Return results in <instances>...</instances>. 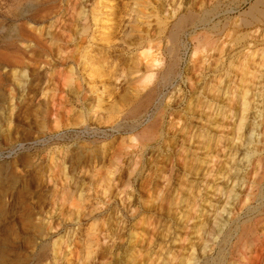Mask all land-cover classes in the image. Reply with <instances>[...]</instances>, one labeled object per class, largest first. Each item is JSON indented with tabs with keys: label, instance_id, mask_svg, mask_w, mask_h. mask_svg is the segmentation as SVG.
Masks as SVG:
<instances>
[{
	"label": "rangeland",
	"instance_id": "obj_1",
	"mask_svg": "<svg viewBox=\"0 0 264 264\" xmlns=\"http://www.w3.org/2000/svg\"><path fill=\"white\" fill-rule=\"evenodd\" d=\"M132 1L0 0V264H91L82 252L91 231L107 234L108 245L112 239L122 240L118 251L124 255L147 234L138 224L149 216L152 223L146 232H156L155 237L152 233L144 235L147 243L138 246L142 253H151L152 261L141 256L136 262L178 264L179 259L190 256L192 263V258L201 260L215 254L211 249L221 238L220 232L233 225V236H238L235 227L245 221L249 207L253 222L259 221L252 228L251 241L244 248L232 236L223 251L227 256L223 264H264V180L257 199H251L258 159L264 158V20L242 25L239 17L256 0L244 4L242 0H222L219 14L207 26L209 30L218 23L207 38L215 42L213 48L206 40L205 49L194 56V43L181 50L180 77L163 91L162 100L172 105L182 95V105L172 109V116H165L164 128L171 123L175 127L163 134V145L146 146L144 167L134 166L141 146L134 138L137 131L127 130L125 124L129 122L121 119L127 88L119 76L121 66L130 63L124 62L128 57L124 60L122 53L117 54L115 67L107 64L96 68L93 62L102 52V34L121 47L138 37L139 31H157L154 14L162 0H138L135 5ZM180 1L215 2L169 3ZM107 2L113 14L107 11ZM239 4V9L230 11ZM100 11L108 15L103 21L100 14L94 15ZM190 84L191 91L198 92L194 96L188 89ZM213 88L220 92L219 111L214 105L210 110L216 126L207 125L206 119L196 114L192 122L178 121L185 105L192 106V99L197 97L206 102L205 94L210 96ZM242 103L248 107L244 113ZM242 115L245 122L236 131ZM201 124L206 125L202 135L219 138L216 152H204L196 140L187 141L192 136L197 138ZM235 131L239 139L232 141ZM173 132L177 142L172 145ZM167 142L171 147L167 148ZM184 148H190V155L198 149L196 154L205 156L191 181L181 167ZM168 156L175 162L173 169L171 164H161ZM220 166L226 172L224 179L216 180ZM180 179L193 191L186 210L184 203L181 210L177 208ZM161 187L167 189L163 192L167 196L164 206L175 207L171 216L146 213L125 221L126 205L136 202L141 206L143 201L154 199ZM105 207L106 214L98 215ZM109 222L114 225L109 229L122 224L119 235L116 230L109 234ZM102 237L99 235V243ZM92 262L99 264L100 259Z\"/></svg>",
	"mask_w": 264,
	"mask_h": 264
},
{
	"label": "bare ground",
	"instance_id": "obj_2",
	"mask_svg": "<svg viewBox=\"0 0 264 264\" xmlns=\"http://www.w3.org/2000/svg\"><path fill=\"white\" fill-rule=\"evenodd\" d=\"M137 1L138 0H133L132 3L135 5L136 3H139ZM213 1H215L214 2L215 6H214V4L207 5L204 2H200L198 4H197V2H196V4L195 3L187 4V2L182 3V1H180L178 3L175 2V4L172 5L171 3H169V0H162L161 6L159 7V9H156L157 12L154 14L156 17L155 24L157 26V31H155L154 34L153 33L152 34H149V33L148 34H145V33L141 34V31H139L140 35L138 37H136L132 42L124 44V46H121V47H120V44L116 45V42L114 41V39L112 40L108 36H106V35L104 36V34H102V37L104 38L102 41L103 46L101 47L102 52L99 55L97 54L96 58L93 60V62L96 64L95 65L93 63L95 65V67L98 68L100 66H104L107 64L113 65V67H115L117 65V62L119 61V59H117V57H118L117 54H120V53H122L124 60H125V58L128 57V60H126V61L123 60L125 62V64L127 61H128V63L130 62L129 64L121 66L119 77H122L124 84L127 88V92L124 94V97L122 98L123 99L122 103H123V107H125V111L123 113V118H121V119H124L126 121V123L129 122V124H125V128L127 130H130L131 132L137 131V134L135 135L134 138H136L135 141L139 140V142L141 144V146L139 147V149L136 151V154H135V159H136V161L134 162L135 167L136 166L144 167L143 166L144 165L143 155H144V152L146 150V146H150V144L157 145L159 143H161V145H163V142L165 141L164 138L161 140V138L163 137V134H165V132L169 131V129H173L174 124L172 126V123L168 125V128H164L163 121H164L167 113L169 114V116H172L173 115L172 109L177 108V107L182 105V99H181L182 95H180L178 102H174L172 105H168V103L163 104L162 94H163V91L165 89H168L169 87L173 86L174 83L178 82V79L180 77V73L178 72V66H180L179 62H180V58H181L180 57L181 52H182L181 50L183 49L186 51L188 44L194 43L195 45H194L193 54H192L194 56L199 50L205 49L204 47L206 44V40L208 37H210L209 31L215 30L217 28L218 23H214L213 26L210 27L209 30H207V26L210 24V22H213V19H215L217 17V15L219 14V10H218L219 6L218 5L222 0H213ZM213 1H211V3ZM246 1L247 0H242V4H244ZM99 3H101V2H99ZM140 3H141V1H140ZM142 3H143V0H142ZM129 4H131V3H129ZM240 6H241V4L236 5L235 8H233V9L230 8V11L233 12L235 9L236 10L239 9ZM106 7L108 8L107 11L111 12V14H113L112 13L113 11H112L109 3L106 5ZM228 11L229 10H227L226 12H228ZM158 13H161L162 17L158 16L157 15ZM99 14L102 18L101 19L102 21L104 19H106L108 16L105 12H102V11L98 12V14H96V12H94V15H99ZM117 15H119L118 12H117ZM117 15H115V16L117 17ZM239 17L241 20L240 22H242V25H248V24L252 25L254 22L263 21L264 20V0H256L254 3L250 4L245 11L239 13ZM115 20H117V19H115ZM97 21H99V20H97ZM234 23H235V21H234ZM147 24H149V23L147 22ZM225 26H226V24L223 25L222 27L224 28ZM118 27H116V28H117V30L120 31V29H118ZM152 29H153V27H152ZM198 30H201V32L196 33V31H198ZM114 31H115V29H114ZM153 31H151V32H153ZM118 33H120V32H118ZM116 35H117V33H116ZM186 35H187V38L185 40L184 38L186 37ZM124 39H126V38H123V40ZM124 41H126V40H124ZM209 42L211 44L210 46L213 48L215 42L212 40H209V41L207 40L208 44H209ZM98 45H100V44H98ZM219 50H220V53H222L224 51L223 48H220ZM225 51H226V49H225ZM121 64H123V62ZM118 67H120V66H118ZM111 68H112V66H111ZM87 69H89V68H87ZM101 69H103V68H101ZM116 80H117V78L114 79V81H116ZM187 81L191 82V79L187 78ZM106 88L107 87H105V89ZM177 89H176L177 90L176 92L180 93V88H177ZM188 89H189L190 93L192 94V96H194V94L198 93L197 91H195V89L193 91H191V89H193L192 84H190ZM213 89H214V91H212V94L210 96H207V94L204 93L206 102L205 101L201 102L200 98L197 97V100L192 99L193 100L192 106L190 104L185 105L184 109L182 110V112H183L182 116L181 115L178 116V114H175L176 116H178L177 117L178 121L181 119H184V122H186V121L192 122V120L196 119V116H199L200 119H206L205 122H207V125L211 126L213 124L216 126L217 123H216V121H214L215 117L212 115V112H210V110H211V107L214 105L213 107L216 108V111H219L220 100H219L218 96H219L220 92H218V90L215 88H213ZM208 92H211V91L208 90ZM10 94H11V91H10ZM11 96H13V95L11 94ZM98 102H100V100H98ZM198 104L200 105L201 110L199 111V109H198V112H197L196 107ZM228 104H231V102ZM167 108L171 109L170 112H168L169 110H167ZM247 109H248L247 105L242 103L241 109H240L241 112L244 113L247 111ZM207 111H209V112L207 113ZM195 114H196V116H195ZM169 116L166 118L168 119ZM143 119L144 120L147 119L146 123L142 122ZM216 119H217V117H216ZM170 122H172V119ZM244 122H245V117L242 115L241 118L239 119V123L236 124V131H239L242 129V127H241L242 125H240V124H243ZM182 126H184V125H182ZM186 126H188V125H186ZM205 126H206L205 124L200 126L199 134H198L196 139H193L194 136H192L189 139L187 138L188 139L187 141L190 142L191 139L193 141L196 140L197 143H200V146H197L198 149H201L204 152H206V151L216 152L215 145L219 141V138L216 139L217 138L216 136L212 137V135L209 136V134L202 135L201 132L203 131ZM186 128H188V127H186ZM187 131L188 130L186 129V133H187ZM236 131L233 134L234 137H232L233 138V139H231L232 141L233 140L237 141L239 139L236 136ZM172 136L174 138L170 141L173 142L172 143V145H173V144H176V142H177V138H176L177 136L175 135V132L172 133ZM185 137L186 136H184V138ZM170 141H169V143H170ZM169 143L167 144V148L171 147V145ZM234 146H236V145H234ZM189 149L190 148L182 150L184 152H182L183 159L181 161L182 162L181 167L183 170V174L186 177H189L190 179H188V180L191 181V179L194 180V178H193L194 174L197 173L198 169L201 168L202 164L204 163L203 158L205 156L201 157L199 154H196L198 149H195V152H192L194 154L190 155ZM187 151L189 152L188 156L187 157L183 156L185 154V152H187ZM189 155H190V158H189ZM171 158L172 157H169L168 159H165V160L163 159V162H161V164H163L164 166L167 163L171 164L170 169L171 168L173 169V167L175 166V164H174L175 162L173 161V158L172 159ZM223 167L220 166L219 168H217L218 169L217 175H219L220 177H217L216 180H218L219 178L224 179L223 174L226 172V169L224 168V170H225L224 171ZM256 170H258L257 176H256V178L253 177L255 179L254 184L256 185L254 187H256V188L253 190V195H251V197H252L251 199H253L254 201H255V199H257V196L259 194L258 193L259 188H260V186H262L261 184L264 180V158L258 159V165H257ZM132 171H135V168ZM227 172H228V170H227ZM160 174H162V172H160ZM181 181L182 180L180 179V184H179L180 193H179V195L181 197H179V204H178L177 208L181 210L182 205L185 204L186 207L185 206L184 207L186 210L187 205L189 203V197L188 196L193 191L191 190V187L189 186V184H185L184 182L181 183ZM168 185H169V182L167 181V183H166V185H164V187L166 188ZM142 186H144L143 183H142ZM217 189H218V187H217ZM165 190H167V189L162 188V190H160V193L157 192V195L155 194V196H153L154 199L151 200V198H150V200L147 202L143 201L141 206L137 205L136 202H133L129 205H126L125 209L127 210V213H125V214L126 215L128 214V215L124 218L125 221L128 217L129 218H136L137 216L145 215L146 213H154L155 215H157L159 217L163 216V213L171 216L172 215L171 210L174 209V211H175V207L171 208V205H169V204L167 205V207L164 206V203H167V202H164V200H166L167 196L166 195L163 196V192ZM156 191H157V189L153 193H156ZM181 192L183 193V195H181L182 194ZM217 192H218V190H217ZM220 194H221V191L219 190L217 195L220 196ZM226 196L228 197V195H226ZM174 203H175V201H174ZM226 203H228V201ZM180 205H181V208H179ZM209 207H212V205H209ZM107 209H108L107 207H105L104 209H101L100 213L98 215L106 214ZM251 212H252V208L249 207V209L247 210V212L245 214L247 216V218H245V221L243 223H241L240 225L238 224V227H235V232H236V230H238V232H239L238 236H236V237L233 236V230H234L233 225L231 227H229L227 232H225V233L223 231H222V233L220 232L221 238L215 244V246L211 249L213 251L214 250L216 251L214 255H208L207 254L205 257L202 256L203 258L201 260L192 258V260H193L192 263H191L190 256L186 255L187 259H186V257L183 259H179L178 264H223L224 261L226 260L225 257H227V256H225V253L223 251L225 250L226 246H228L230 244V241L232 240V236L236 239L235 243L236 244L241 243L242 247L247 246L249 244V242L251 241L250 238H251V235L253 234L252 228L254 227L255 223L259 222V221L253 222V219L249 215ZM253 213H254V211H253ZM176 214H177V212H176ZM111 216H112V214H111ZM252 216H253V214H252ZM216 217H217V214L215 215V219H216ZM151 220H152L151 216L145 217V219L143 221L140 220V223L138 225L140 227L141 232H145L147 234L149 233V232H146V230H148V228L151 226V223H152ZM106 225H107L106 228H107V231L109 232V234H111V232H114V230H116V232L118 231V235L121 233L122 224L120 226L116 225V227L114 229H109V226H110V228H112L114 226V225L112 226L110 222ZM118 228H120V229L118 230ZM123 229H124V227H123ZM168 229L169 228H166L167 232H168ZM205 229H207V228H205ZM219 231L220 230H218V232ZM91 232L92 233H89L87 235V238H86L85 243H84L83 248H82L84 260L87 262H88V260H90L91 264H93L92 261H95V259H97V260L100 259L99 264H138V262H136V260L138 257H141V256H142V260L147 259V261H152L151 260L152 259L151 253H147V252L142 253L143 251L141 250V246H138V243L141 244L144 241H145V243H147V239L144 236L147 234H143L141 239L140 240L138 239L139 241L134 242V244L129 249L130 253H126V254L122 255V253H120V250L118 251V249H120L122 247L120 245L122 240L120 241L119 239H116V238L112 239V243H110V245H108L109 241L106 242L107 234H105V235H104V233L101 234L102 231L99 233H95L94 231H91ZM150 233H152V237L154 238L156 232L155 233L150 232ZM99 235H103V237H102L103 242L102 243H99V241H100ZM136 239H134V241ZM116 240H118V241H116ZM189 244H190V242H189ZM205 248H207V247H205ZM192 251L194 252V248ZM228 252L231 253L230 250H228ZM124 253H125V251H124ZM232 254H234V252ZM174 263H176V262H174ZM148 264H151V262ZM168 264H172V263H168Z\"/></svg>",
	"mask_w": 264,
	"mask_h": 264
}]
</instances>
